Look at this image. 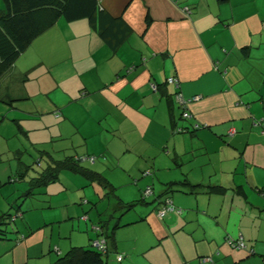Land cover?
Masks as SVG:
<instances>
[{"label": "crops", "instance_id": "crops-1", "mask_svg": "<svg viewBox=\"0 0 264 264\" xmlns=\"http://www.w3.org/2000/svg\"><path fill=\"white\" fill-rule=\"evenodd\" d=\"M97 1L129 27L123 41L111 47L87 19L59 18L0 77V126L39 121L51 144L36 149L41 166L43 152L90 156L82 165L121 202L147 186L152 195L123 212L70 171L24 195L39 168L23 171L29 149L6 144L0 216L17 204L21 215L0 235V264H53L111 229L107 264H264V0ZM170 182L185 183L164 192ZM86 186L119 211L98 216L101 229ZM163 195L178 211L159 217Z\"/></svg>", "mask_w": 264, "mask_h": 264}, {"label": "trees", "instance_id": "trees-1", "mask_svg": "<svg viewBox=\"0 0 264 264\" xmlns=\"http://www.w3.org/2000/svg\"><path fill=\"white\" fill-rule=\"evenodd\" d=\"M4 8L0 10V77L9 69L13 61L26 49L30 41L47 28L51 27L59 18L66 21L78 19H87L93 29L97 31L111 47H115L123 41L129 27L125 25L121 18L112 17L105 12L97 0H2ZM6 101L12 102L9 99ZM45 163L41 166L42 158L36 160L34 166L39 168L37 175L31 177L28 181L29 187L24 195H29L35 189L50 184L58 179L60 172L70 171L85 177L88 181L101 185L106 190L107 196H113L117 199L118 210L123 212L134 208L139 203L147 202L144 188L140 197L134 201L121 202L119 197L114 194V187L111 186L106 178L99 172L83 166L81 161H93L90 156H65L62 159L53 158L48 152H43ZM41 157V156H40ZM23 171L32 167L31 164H23ZM17 177H12L14 181ZM185 182H170L167 184L164 192H171L179 189V185ZM170 201L168 195H163L156 211ZM18 206V208H17ZM19 205L14 208V212H7L0 216V235H5L6 229L16 216H20ZM96 230L101 229L100 223ZM114 228V227H113ZM104 249L112 245V229L103 232ZM1 238V236H0ZM234 239L232 244L238 240ZM243 241V240H242ZM244 243V241H243ZM236 248V247H235ZM243 248V247H241ZM105 250H99L92 245L73 246L66 253L59 256L53 264H107V255ZM203 259V258H202ZM201 259V262H202ZM206 263V262H202Z\"/></svg>", "mask_w": 264, "mask_h": 264}, {"label": "rangeland", "instance_id": "rangeland-1", "mask_svg": "<svg viewBox=\"0 0 264 264\" xmlns=\"http://www.w3.org/2000/svg\"><path fill=\"white\" fill-rule=\"evenodd\" d=\"M4 8V4L2 2V0H0V10ZM51 121V120H50ZM3 125L0 126V148H5L6 149V144L11 147V148H17V147H27L29 149V153L26 154L25 152L23 153L22 157H23V164H32V165H36L35 161L36 159H38L40 156L36 155L37 154V148H41L43 146H50L49 145H44V143H40L42 140H44V138H40L41 134L46 132L49 128H43V126L41 125V123L39 121H31L27 120V121H23L22 123L19 122L20 125H23L25 127V129H31L28 132H26L24 129L23 131H21L20 129L17 128V125L14 123V121H12V119L5 118L3 120ZM51 123V122H50ZM30 125H34L36 126L35 130L34 128H30ZM51 131L56 132V126H52ZM30 137V140L27 139V137ZM48 136V135H47ZM32 142L34 144H32ZM20 143V144H19ZM21 145V146H20ZM17 159L14 158L13 159V163H16ZM108 175L109 174H113L114 171H107ZM73 176V175H72ZM79 178V177H77ZM115 180H117L115 178ZM132 184H135L134 181L132 180L131 182ZM97 188L102 192L101 196H103V191L105 189L101 188V185L98 184ZM125 188V186H120L118 188H116V193L119 194V192L121 190H123ZM87 191L89 192V194L91 196H94V201L97 202V206L100 212L99 214H97L95 208L92 206L91 212L93 213L94 216V221L97 222L98 216H101L102 219H107L108 215L111 212L117 213L116 215H118L119 211H112V198L108 197L109 200L108 201L106 198H100L97 196V194H95V192L92 190L91 187L86 186ZM105 196V195H104ZM150 197V196H149ZM90 206V205H89ZM140 206H142L141 204H137L135 206V208H141ZM20 220V219H19ZM98 224V222H97ZM113 225V223H112Z\"/></svg>", "mask_w": 264, "mask_h": 264}, {"label": "built area", "instance_id": "built-area-1", "mask_svg": "<svg viewBox=\"0 0 264 264\" xmlns=\"http://www.w3.org/2000/svg\"><path fill=\"white\" fill-rule=\"evenodd\" d=\"M184 11L188 13V12H189V9H188L187 7H185V8H184ZM168 81H170V82H176V80H174L173 78H169ZM152 86L154 87V85H152ZM196 98H197V97H193L192 99H196ZM176 99L178 100V103H179L180 105L183 106V108L186 107V104H187V101H188V100L183 99L182 96H181L180 94H177V95H176ZM182 116H183L184 118H188V117H189V113H188L186 110H184V111L182 112ZM178 131H181V129L179 128ZM148 173H149V171H145V172H144V174H148ZM144 194H145V196H148L149 194H151V189H150V187L147 186V187L144 189ZM173 210H177V209H175L173 206H171L170 201H167V204H166L165 206H163L162 208H160V209L158 210L157 214H158L159 217H163L166 213H168L169 211H173ZM177 211H178V210H177ZM91 245H92L94 248H96V249H99V250H105V249H104L105 247H104V242H103V240L96 239V240L92 241ZM233 245H234V247H236V248L244 247V243H243V241H242L241 238H239V239L236 241V243H234ZM202 262H207V259H206V258H203V259H202Z\"/></svg>", "mask_w": 264, "mask_h": 264}]
</instances>
